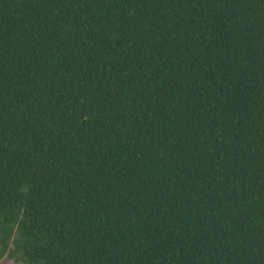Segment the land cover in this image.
Here are the masks:
<instances>
[{"label": "trees", "instance_id": "obj_1", "mask_svg": "<svg viewBox=\"0 0 264 264\" xmlns=\"http://www.w3.org/2000/svg\"><path fill=\"white\" fill-rule=\"evenodd\" d=\"M264 264V0H0V261Z\"/></svg>", "mask_w": 264, "mask_h": 264}, {"label": "rangeland", "instance_id": "obj_2", "mask_svg": "<svg viewBox=\"0 0 264 264\" xmlns=\"http://www.w3.org/2000/svg\"><path fill=\"white\" fill-rule=\"evenodd\" d=\"M0 264H20V263L15 262V261L10 259V260H1Z\"/></svg>", "mask_w": 264, "mask_h": 264}]
</instances>
